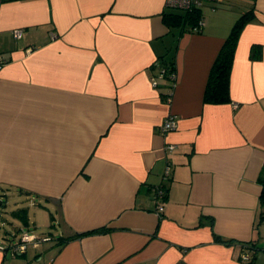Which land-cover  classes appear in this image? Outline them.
Returning <instances> with one entry per match:
<instances>
[{"label":"crops","instance_id":"crops-1","mask_svg":"<svg viewBox=\"0 0 264 264\" xmlns=\"http://www.w3.org/2000/svg\"><path fill=\"white\" fill-rule=\"evenodd\" d=\"M226 3L180 31L165 0H0V196H23L10 216L27 228L30 206L48 210L55 233L38 260L0 239V264H248L243 250L264 264V0L246 1L230 100L208 103L243 12ZM162 55L169 102L168 81H150ZM167 115L177 126L161 133Z\"/></svg>","mask_w":264,"mask_h":264},{"label":"trees","instance_id":"trees-1","mask_svg":"<svg viewBox=\"0 0 264 264\" xmlns=\"http://www.w3.org/2000/svg\"><path fill=\"white\" fill-rule=\"evenodd\" d=\"M252 8L243 11L233 23L228 36L224 42L223 47L219 51L208 75L206 88L204 91V101L208 103H225L230 100V71L232 66V60L234 56V50L236 42L242 28L253 18ZM163 20L169 28L176 27L180 31L191 30V27L196 25L199 20H203L201 8L194 9L192 11H165L163 13ZM3 63L6 59L0 54ZM152 67L155 69L153 73L159 69L164 70V75L167 76L171 71H175L174 57L172 56H160L154 62ZM167 92V91H166ZM165 92V93H166ZM167 178V177H166ZM163 185H160V187ZM164 187V186H163ZM165 190V188H164ZM261 202L264 204V193H262ZM105 228H99L92 231H103ZM91 232V231H90ZM72 236L60 237V243L71 239ZM251 248V247H250ZM38 255H36L37 257ZM248 264L252 263V259L247 261Z\"/></svg>","mask_w":264,"mask_h":264},{"label":"built area","instance_id":"built-area-1","mask_svg":"<svg viewBox=\"0 0 264 264\" xmlns=\"http://www.w3.org/2000/svg\"><path fill=\"white\" fill-rule=\"evenodd\" d=\"M224 0H165V6L168 8L179 9L183 11H192L194 9L201 8L205 4H211L213 6H217L223 3ZM203 25V20H199L196 25L191 27L192 31H199ZM14 36L19 38L21 36L22 30L21 29H13L12 30ZM3 64L2 58H0V68ZM160 80H167L168 81V88L167 92L164 94L165 100L170 101L171 93L173 90V86L176 82V71H171L169 75H164V70L159 69L155 73L150 75V81L152 86L157 87ZM177 126V120L173 115H167L162 123L160 124V131L161 133H166L170 130L175 129ZM170 169L169 166L166 167L163 179H166ZM165 197V190L164 187L160 185L154 187L153 189V199L156 202V210L158 213L163 209V199ZM51 237L49 236H39L36 234L29 233L27 231H23L18 239L17 242L11 245V254H21L26 252L27 246L32 245L33 247H37L41 242L49 241ZM2 249H7L5 246L0 245ZM243 261H249L251 259V253L249 250H243L240 255Z\"/></svg>","mask_w":264,"mask_h":264},{"label":"rangeland","instance_id":"rangeland-1","mask_svg":"<svg viewBox=\"0 0 264 264\" xmlns=\"http://www.w3.org/2000/svg\"><path fill=\"white\" fill-rule=\"evenodd\" d=\"M227 1V5L229 7H231L234 10H238L237 8H241L240 10H245L246 8H248L246 1L247 0H226ZM207 5H203L202 6V11L203 14H207ZM245 6V8L243 7ZM167 10L169 11H181L179 9H173V8H167ZM0 194H2V192L0 191ZM20 194L15 193H9L7 196H0V199H3V205L0 206V239L2 238H8L10 240V242H14L16 241L21 233L24 231V229H28L29 231H31L32 233H35L39 236H41L44 233H48V232H53L52 228L49 227V211L48 210H42L40 208H36L35 206H30L29 207V217H30V221L31 226L30 228H27L23 225H21L19 223V220L17 219H13L12 216H10V212L13 209H16L18 206H22V202L20 201L21 199ZM52 213H54L53 210H51ZM23 230V231H21ZM55 234V233H54ZM46 246L45 242H41L39 248H31L29 246L28 248V252H27V257L31 259H39V255H41V253L38 254L37 257H34V253L36 250H38L37 252L42 251V248Z\"/></svg>","mask_w":264,"mask_h":264}]
</instances>
